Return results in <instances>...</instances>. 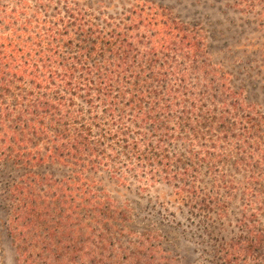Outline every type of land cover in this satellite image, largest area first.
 <instances>
[{
	"label": "trees",
	"instance_id": "16d2710c",
	"mask_svg": "<svg viewBox=\"0 0 264 264\" xmlns=\"http://www.w3.org/2000/svg\"><path fill=\"white\" fill-rule=\"evenodd\" d=\"M238 1L259 10L264 49V0ZM1 168L17 171L6 231L23 264H141L153 236L122 246L130 212L111 192L154 185L202 223L237 196L216 253L264 264V111L149 1L0 0Z\"/></svg>",
	"mask_w": 264,
	"mask_h": 264
},
{
	"label": "rangeland",
	"instance_id": "374dc122",
	"mask_svg": "<svg viewBox=\"0 0 264 264\" xmlns=\"http://www.w3.org/2000/svg\"><path fill=\"white\" fill-rule=\"evenodd\" d=\"M146 1L167 8L198 30L205 38L212 65L226 74L230 88L264 111L263 29L258 9L241 7L238 0ZM16 173L0 170V264H23L6 231V190ZM116 190L111 196L129 210L126 226L134 234L122 240V246L127 247L130 240L142 241V234L153 236L155 248L136 254L141 264H222L216 246L237 233L241 209L237 196L229 202L222 218L212 215L210 221L202 223L190 216L172 188L154 185L144 192ZM120 255V264H135L128 251Z\"/></svg>",
	"mask_w": 264,
	"mask_h": 264
}]
</instances>
